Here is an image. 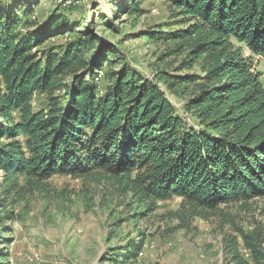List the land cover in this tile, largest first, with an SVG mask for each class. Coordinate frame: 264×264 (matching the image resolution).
<instances>
[{
	"label": "trees",
	"instance_id": "obj_1",
	"mask_svg": "<svg viewBox=\"0 0 264 264\" xmlns=\"http://www.w3.org/2000/svg\"><path fill=\"white\" fill-rule=\"evenodd\" d=\"M28 1L0 0V168L7 177L111 179L147 211L179 196L192 218L218 216L221 226H233L223 236L228 264H264V222L245 229L220 207L264 198V85L256 69V56L264 59V0H165L169 28L143 35L164 42V65L182 58L173 69L155 66L152 78L119 65L116 47L92 22L57 48L47 41L73 31L66 17L25 20L19 31L18 11ZM140 1L123 12L141 11ZM117 7L101 16L109 28ZM36 92L46 93L45 108H34ZM168 92L183 99L196 125ZM140 246L128 242L125 257Z\"/></svg>",
	"mask_w": 264,
	"mask_h": 264
},
{
	"label": "rangeland",
	"instance_id": "obj_2",
	"mask_svg": "<svg viewBox=\"0 0 264 264\" xmlns=\"http://www.w3.org/2000/svg\"><path fill=\"white\" fill-rule=\"evenodd\" d=\"M76 1L74 5L72 0H29L30 7L18 11V30L27 28L25 20L46 21L54 13L60 19L66 17L74 28L50 38L47 45L59 47L92 22L102 39L116 47L119 65L150 78L155 66H178L181 56L167 57L166 65L158 61L164 42L143 35L149 27L169 28L172 11L165 0H141V11L128 13L123 8H129L133 0ZM116 3L118 17L109 28L101 16L110 17ZM62 5L77 8L69 12ZM256 69L264 85V59L258 56ZM167 95L177 112L196 125L195 118L183 112V99ZM32 103L35 109L45 108L46 93H34ZM7 176L0 168V252L4 254L0 264H228L223 236L233 226H221L218 216L192 218L179 196L158 200L155 209L147 211L130 194H122L111 179L88 181L66 174L45 180L25 174ZM220 207L245 229H251L255 220L264 222L262 197ZM130 241L141 246L128 259L124 246Z\"/></svg>",
	"mask_w": 264,
	"mask_h": 264
},
{
	"label": "bare ground",
	"instance_id": "obj_3",
	"mask_svg": "<svg viewBox=\"0 0 264 264\" xmlns=\"http://www.w3.org/2000/svg\"><path fill=\"white\" fill-rule=\"evenodd\" d=\"M69 1H71V0H66V2H69ZM72 2H73L74 5L77 4L76 0H72Z\"/></svg>",
	"mask_w": 264,
	"mask_h": 264
},
{
	"label": "built area",
	"instance_id": "obj_4",
	"mask_svg": "<svg viewBox=\"0 0 264 264\" xmlns=\"http://www.w3.org/2000/svg\"><path fill=\"white\" fill-rule=\"evenodd\" d=\"M82 4V2H80V5ZM33 264V263H32Z\"/></svg>",
	"mask_w": 264,
	"mask_h": 264
}]
</instances>
